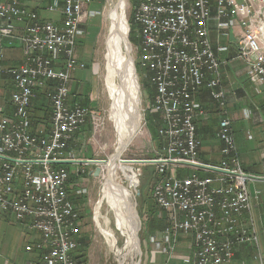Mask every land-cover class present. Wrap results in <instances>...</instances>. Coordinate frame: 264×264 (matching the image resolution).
Wrapping results in <instances>:
<instances>
[{"label":"built area","instance_id":"obj_1","mask_svg":"<svg viewBox=\"0 0 264 264\" xmlns=\"http://www.w3.org/2000/svg\"><path fill=\"white\" fill-rule=\"evenodd\" d=\"M89 1L50 0L47 11L59 13L52 20L21 0H0V76L6 74L13 86V113L0 119V156L12 159L0 158V213L37 234L24 247L36 257L28 264H76L81 215L72 195L86 189L69 182L59 161L81 159L69 148L73 136L87 121L99 126L98 114L72 103L68 89L73 72L85 68L75 48L84 36L83 18L95 14L86 9ZM130 12L140 38L132 52L155 89L149 108L161 121L160 156L151 162L161 177L151 194L167 226L149 235L148 244L170 264L178 237L188 234L193 253L183 259L186 264H234L241 245L253 252L240 264H263L254 217L261 191L249 190L252 178L240 162L218 56L234 47L264 103V0H135ZM210 22L217 40H227L216 48ZM4 39L21 45L16 66H3ZM37 88L47 95L51 114L34 125L30 107ZM201 89L221 108L220 158L210 164L199 160L195 119L204 113L196 98ZM187 169L192 172L184 174Z\"/></svg>","mask_w":264,"mask_h":264},{"label":"rangeland","instance_id":"obj_2","mask_svg":"<svg viewBox=\"0 0 264 264\" xmlns=\"http://www.w3.org/2000/svg\"><path fill=\"white\" fill-rule=\"evenodd\" d=\"M116 1L117 0H90L86 5V9L92 10L95 14L93 17L88 16V18H83L84 36L80 37L83 40L82 43H79L78 47L80 49H84L86 52L84 51L82 61L85 68L81 71H84L85 73V78L83 79L88 81L87 85L92 87V85L95 84L96 79V105H94L95 107L92 109L98 114L97 123H99V126L94 128L92 123H89L90 125H88L87 128L79 129L77 134L73 137V140L70 143V150L75 153L76 157L81 159L105 160L108 162V159L115 153L114 151L116 146L120 141V137L116 129L117 124H115V121L111 120L109 117V110L111 108L112 112L113 109L110 107L113 99L108 89V78L106 77V59L109 52V49L107 48V39L109 36L108 31L110 26L108 11L112 8ZM125 2L127 5L125 9V19L127 20L128 25L129 48L131 60L135 68L134 72L132 66V72L138 84L141 123L139 129L134 135L135 137L123 150L120 160L151 161L158 159L161 151L158 147L159 137L156 136V129L158 126L155 125V123H158V118L153 115L154 113H152L151 108H149V105L153 104V97L152 95L150 97L147 83L143 82L144 77L142 72L137 70V56L134 52H132V46L138 44L140 40L139 34L136 33V25L133 22L131 37L129 34V17H132L130 5H133L135 0H126ZM43 4H46L45 0L42 5ZM47 16L51 18L55 16L58 18L59 13L48 12ZM57 18L52 20H56ZM210 38L213 40L212 37ZM215 40H217V36ZM10 41L11 40L8 39L3 40L4 43ZM78 47L75 49H79ZM92 68L95 75L92 73ZM122 79L123 78L120 76H117L114 84H121ZM81 94L83 96L87 95L88 91L85 90L84 94L81 91ZM199 160L202 162L201 159ZM107 162L99 165L102 168V171L98 177H94L93 175L89 176L88 172L92 169V167L95 169V164L87 166L72 163L64 164L69 173H75L76 175L74 178L75 180L73 179V181H70L72 185L77 187L81 186L86 189L85 193L78 194V196L74 195L75 197H78L76 208L81 215L80 226L82 227V239L84 241L83 245L81 244L80 248L77 250V254L75 255L77 257L83 255V257L80 258V264H88L87 259L89 260V256L91 259L90 264H119V257L116 252L122 250L127 242L126 235L121 232L119 225L117 224L118 222L116 220V212L113 207L112 199L103 196L104 184L106 183L107 176L109 174L106 167ZM123 163L132 168V172L134 173L136 180V186L132 188V192H130L129 188L127 189L128 181H126L123 177V172L120 169L116 170L115 181L126 186V190L133 198V206L135 205V209L139 213L142 225L138 232V237L140 239L141 250L143 253L140 264H143L146 259V255L144 253L145 248L146 246H150L148 244L147 237L151 235L149 224L152 217V215H150L151 209L152 207H156L151 191L152 186L155 181H157L154 178L148 184V179L151 176L150 174L143 172V167L145 165H154L156 177L159 178L161 175L157 174V165L153 163ZM118 164L120 165L119 162ZM183 171L184 174L192 172L190 169ZM108 230L112 233V237L109 238V240L104 232ZM127 260L129 261V258Z\"/></svg>","mask_w":264,"mask_h":264},{"label":"crops","instance_id":"obj_3","mask_svg":"<svg viewBox=\"0 0 264 264\" xmlns=\"http://www.w3.org/2000/svg\"><path fill=\"white\" fill-rule=\"evenodd\" d=\"M43 1L21 0V3L26 8L36 10L43 19L57 18L47 16L46 5L50 0H45L46 4L42 5ZM210 23V37L213 39L214 48L225 44L226 39L215 40L217 34L214 31L213 22ZM82 40L80 38L76 47L79 43H82ZM2 50L4 52V67L16 66L22 60L23 52L18 41L2 42ZM75 50L77 59L82 62L85 50L80 48ZM218 57L222 60V86L226 91L228 116L231 119V130L236 148H238L240 162H242L246 173L252 178L249 182V190L252 193L255 189L261 191L254 201V217L257 221L259 245L264 264V103L262 95L256 92L252 84L250 85L246 74V66L236 58L234 47H231L227 53L219 54ZM81 70L83 69H76L70 78L68 85L70 101L83 104L92 109L96 105V79L92 87L87 85L88 81L83 79L85 73ZM92 73L94 74L93 68ZM12 90L13 86L9 77L6 74L1 75L0 119L13 113L10 96ZM85 90L88 91V94L83 96L81 91L84 94ZM34 95L30 110L33 117L39 118L48 106L47 95L40 88L35 89ZM196 98L204 110L203 115L197 116L195 119L196 134H198L200 140L199 159L202 160V163L210 164L220 158V142L216 132L221 108L211 99L209 90L201 89ZM247 113L249 114L247 115ZM88 125L90 124L87 121L81 128H87ZM36 238L37 234L28 231L22 224L16 222L12 215L0 213V264H28L30 261H35L36 257L25 252L24 247L27 243L35 241ZM178 238L175 253L172 259L169 260L170 264H186L183 259L190 257L193 253L191 249L192 237L188 234H182ZM78 241L79 246L73 252V256L77 254L81 244L83 245L82 229ZM235 251L234 264L249 261L253 252L247 245H241ZM144 253L146 259L143 264H166L165 256L152 250L150 246H146ZM90 260L89 256V260L87 259L88 264H90Z\"/></svg>","mask_w":264,"mask_h":264},{"label":"bare ground","instance_id":"obj_4","mask_svg":"<svg viewBox=\"0 0 264 264\" xmlns=\"http://www.w3.org/2000/svg\"><path fill=\"white\" fill-rule=\"evenodd\" d=\"M125 1L117 0L108 11L110 26L107 39L109 52L106 59V77L108 78V89L113 99L110 105L113 109L111 112L110 108L109 117L117 124L116 129L120 141L116 146L115 153L108 159L106 164L109 174L104 184L103 196L112 199L117 224L127 238L124 248L116 252L119 257L118 263L134 264L137 262L136 259L139 255L138 242L135 239L137 228L133 222L135 205L133 206V198L126 190V186L115 181L116 170L120 169L123 172V177L128 181L127 189L129 188L130 192H132V188L136 186L132 168L124 164L122 159L120 160L121 155H117L116 151L127 147L125 146V142L129 137L135 135L141 123L138 84L132 72L133 63L131 57L128 58L126 56V52L128 54L130 52V45H128L127 20L125 19V9L127 6ZM117 76L123 78L119 85L114 84ZM108 231L104 232L109 240L112 237V233ZM128 258L129 261L127 260Z\"/></svg>","mask_w":264,"mask_h":264},{"label":"trees","instance_id":"obj_5","mask_svg":"<svg viewBox=\"0 0 264 264\" xmlns=\"http://www.w3.org/2000/svg\"><path fill=\"white\" fill-rule=\"evenodd\" d=\"M129 24H130V31H129V34H130V37H131V33H132V28H133V24H132V22L133 23H135L134 22V20L133 19H131L130 17H129ZM135 25H136V23H135ZM136 28H137V25H136ZM137 70L138 71H140V72H142L143 73V70H142V68H141V66H140V64L139 63H137ZM143 82H146L147 83V86H148V91L150 92V97H151V95H152V97L154 98V96H155V89H154V87L151 85V83H150V81L149 80H146V79H143ZM48 106L45 108V112L42 114V116H40L39 118H35V117H33L32 116V123L35 125V124H38V123H40V122H43L42 120H44L45 122H47L48 121V119H49V116H50V114H51V110H50V107H49V103L47 104ZM80 105H82V106H84V107H86V108H88L87 106H85V105H83V104H80ZM154 116H157V118H158V123L156 124L155 123V125H157L158 127L161 125V121H160V117H158L159 115L158 114H153ZM158 129V128H157ZM157 129H156V136H158L157 135ZM77 134V133H76ZM75 134V135H76ZM74 135V136H75ZM73 136V137H74ZM159 137V136H158ZM69 146H71V145H69ZM158 147H159V149H160V147H161V140H160V137L158 138ZM70 148V147H69ZM65 166V165H64ZM143 172H146L147 174H150V178L148 179V184H149V182L151 181V180H153L154 178L156 179L157 177H156V171H155V166L154 165H145L144 167H143ZM200 174L201 173H203V172H201V170H200V172H199ZM202 175V174H201ZM75 173H69V182L70 181H73V179L75 178ZM152 178V179H151ZM75 180V179H74ZM75 183V182H74ZM76 187V186H75ZM72 197H73V202L75 203V205L77 204L76 202H77V199H78V197H75V196H73L72 195ZM75 200V201H74ZM159 212H160V214H159ZM159 214V215H158ZM150 215H152V217H151V222L149 223L150 224V233H151V235H153V234H155V233H158V232H161L166 226H167V223H166V219H165V216H164V214L163 213H161V211L159 210V209H157L156 207H152V209H151V214ZM149 233V234H150ZM84 245H85V243H84ZM83 257V255H81L80 257H77V256H74V260H75V263L76 264H80L81 263V261H80V258H82Z\"/></svg>","mask_w":264,"mask_h":264},{"label":"water","instance_id":"obj_6","mask_svg":"<svg viewBox=\"0 0 264 264\" xmlns=\"http://www.w3.org/2000/svg\"><path fill=\"white\" fill-rule=\"evenodd\" d=\"M127 34H128V25H127ZM128 43H129V40H128ZM128 45H130V43L128 44ZM126 56L128 57V58H130L131 57V54H130V52H129V54H128V52H126ZM133 69H134V72H135V68H134V65H133ZM134 138V136H131V137H129V139L125 142V146H127L131 141H132V139ZM124 148L125 147H123V148H121V149H119V151H116L117 152V155H121L122 154V152H123V150H124ZM0 158H6V159H9V160H12L11 158H9V157H6V156H0ZM123 162H127V163H131V162H139V163H141V164H148V163H151V162H153L154 160H136V161H129V160H122ZM107 161H105V160H86V159H77V160H65V159H63V161H59V163H61V164H74V163H79V164H95L96 166H95V169H94V171H93V173H92V175L94 176V177H98L99 175H100V173H101V171H102V168L99 166V165H102V164H104V163H106ZM133 222H134V224H135V226H136V228H137V230H136V233H135V239L137 240V242H138V259H137V262H136V264H140V262H141V259H142V250H141V245H140V239H139V237H138V232H139V230L141 229V220H140V216H139V213H138V211L135 209V207H134V213H133Z\"/></svg>","mask_w":264,"mask_h":264}]
</instances>
